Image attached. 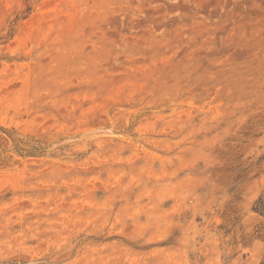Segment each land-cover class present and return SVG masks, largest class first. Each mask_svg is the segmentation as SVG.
<instances>
[{"label":"rangeland","instance_id":"rangeland-1","mask_svg":"<svg viewBox=\"0 0 264 264\" xmlns=\"http://www.w3.org/2000/svg\"><path fill=\"white\" fill-rule=\"evenodd\" d=\"M264 0H0V264H260Z\"/></svg>","mask_w":264,"mask_h":264},{"label":"trees","instance_id":"trees-1","mask_svg":"<svg viewBox=\"0 0 264 264\" xmlns=\"http://www.w3.org/2000/svg\"><path fill=\"white\" fill-rule=\"evenodd\" d=\"M253 210L256 213H261L264 211V192H263L262 196L255 202V204L253 206ZM260 264H264V258Z\"/></svg>","mask_w":264,"mask_h":264}]
</instances>
